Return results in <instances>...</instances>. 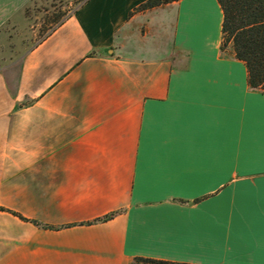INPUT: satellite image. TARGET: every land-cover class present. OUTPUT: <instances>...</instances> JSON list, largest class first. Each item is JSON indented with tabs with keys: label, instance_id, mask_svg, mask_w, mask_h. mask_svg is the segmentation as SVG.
Wrapping results in <instances>:
<instances>
[{
	"label": "crops",
	"instance_id": "obj_1",
	"mask_svg": "<svg viewBox=\"0 0 264 264\" xmlns=\"http://www.w3.org/2000/svg\"><path fill=\"white\" fill-rule=\"evenodd\" d=\"M43 1L0 0V34ZM145 1L83 0L0 66V264H264V92L218 0Z\"/></svg>",
	"mask_w": 264,
	"mask_h": 264
},
{
	"label": "trees",
	"instance_id": "obj_2",
	"mask_svg": "<svg viewBox=\"0 0 264 264\" xmlns=\"http://www.w3.org/2000/svg\"><path fill=\"white\" fill-rule=\"evenodd\" d=\"M177 0H147L138 10L161 6ZM223 12V45L233 44L237 58L243 60L249 72V85L264 92V0H218ZM4 209V208H3ZM14 214L27 220L17 212ZM115 213L103 220L112 218ZM38 226L47 225L33 220ZM130 264H186L149 257H135Z\"/></svg>",
	"mask_w": 264,
	"mask_h": 264
},
{
	"label": "rangeland",
	"instance_id": "obj_3",
	"mask_svg": "<svg viewBox=\"0 0 264 264\" xmlns=\"http://www.w3.org/2000/svg\"><path fill=\"white\" fill-rule=\"evenodd\" d=\"M83 0H46L35 2L29 15V25H23L12 31H3L0 34V66H4L11 58L20 59L25 46L29 42L39 41L52 26L49 20L59 18L71 11ZM18 66V65H17Z\"/></svg>",
	"mask_w": 264,
	"mask_h": 264
}]
</instances>
